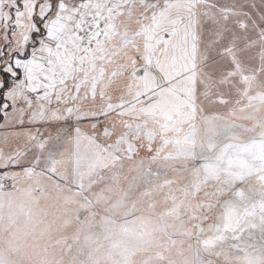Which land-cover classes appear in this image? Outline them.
<instances>
[{
  "label": "snow or ice",
  "instance_id": "snow-or-ice-1",
  "mask_svg": "<svg viewBox=\"0 0 264 264\" xmlns=\"http://www.w3.org/2000/svg\"><path fill=\"white\" fill-rule=\"evenodd\" d=\"M0 264H264V0H0Z\"/></svg>",
  "mask_w": 264,
  "mask_h": 264
}]
</instances>
